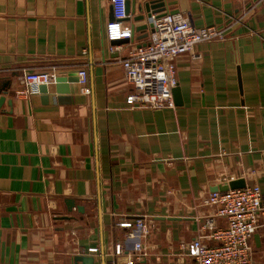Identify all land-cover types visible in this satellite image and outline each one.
<instances>
[{
    "label": "crops",
    "instance_id": "obj_1",
    "mask_svg": "<svg viewBox=\"0 0 264 264\" xmlns=\"http://www.w3.org/2000/svg\"><path fill=\"white\" fill-rule=\"evenodd\" d=\"M162 1L161 14L224 40L175 60L174 107L160 120L126 103L121 59L150 32L109 43L110 0H0V87L12 100L0 113V264H107L115 243L132 250L119 224L137 218L149 230L142 264H192L180 244L211 211L202 202L213 186L242 179L264 195V0ZM134 16L123 25L144 24ZM50 67L77 74L68 95L54 83L45 101L20 95L23 76ZM256 234L254 264H264V215Z\"/></svg>",
    "mask_w": 264,
    "mask_h": 264
},
{
    "label": "built area",
    "instance_id": "obj_2",
    "mask_svg": "<svg viewBox=\"0 0 264 264\" xmlns=\"http://www.w3.org/2000/svg\"><path fill=\"white\" fill-rule=\"evenodd\" d=\"M126 0H110L113 22L106 30L109 43L130 40L132 33L123 22L127 18ZM153 32L144 46L129 49L127 56L121 59V68L125 82L131 87L126 103L132 106L161 111L173 108V90L177 88L175 60L182 55H195L194 48L201 43L224 40V32L214 26L195 28L189 16L181 13H159L151 16ZM119 47H110L111 53ZM60 72L50 67L44 72L22 77L25 87L21 96L38 94L40 85L54 83ZM211 211L200 222L196 237L188 243H181V250L190 258L192 264H254L253 236L260 228V219L264 215V195L257 185H246L243 189L228 190L223 193H210L202 202ZM217 219L225 222L224 227ZM128 229L126 240L133 242V248L125 252L124 244L117 242L112 248L113 260L107 264H117V259L142 264L148 255L144 241L149 230L143 218L134 222L119 224ZM97 254V249H90Z\"/></svg>",
    "mask_w": 264,
    "mask_h": 264
},
{
    "label": "water",
    "instance_id": "obj_3",
    "mask_svg": "<svg viewBox=\"0 0 264 264\" xmlns=\"http://www.w3.org/2000/svg\"><path fill=\"white\" fill-rule=\"evenodd\" d=\"M125 8H126V15L127 18L125 20H130L131 16H134L135 12H138L137 16H134L132 21L134 23L138 22H144V24L140 27L133 28L131 27V33L133 35L134 32H140V31H147L153 32V25L151 23V16L153 14H158L161 11L164 10V3L162 0H141V2L137 3V0H126L125 3ZM117 42H112V43H118ZM145 45V44H144ZM142 45V46H144ZM78 78L77 74L70 72L69 74L65 76H58L54 80L55 84V94L57 97L61 95H68L70 90H69V84L71 83H77ZM8 85H4L0 87V113H3L5 110H1V107L6 103L8 111L12 110V100L11 99H6L3 93L7 91ZM38 92L41 95H44V101L45 97L48 92V86L46 85H40L38 87ZM175 92V89L173 90V94ZM156 116L158 119L161 120V112L157 111ZM263 134H264V128H263ZM246 186L245 181L240 179V180H234L230 181L228 183L222 184V185H216L213 186L210 189L211 193H223L228 190H236V189H243ZM65 204L67 206L68 211H71L74 207L78 210V212H82L83 209L80 206H75V203L73 200H66ZM67 219V218H64ZM163 219V218H161ZM254 242L256 246H259V236L255 234L253 236ZM94 257L92 256H82V255H77L73 257V262L74 264H94Z\"/></svg>",
    "mask_w": 264,
    "mask_h": 264
}]
</instances>
